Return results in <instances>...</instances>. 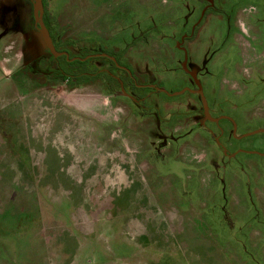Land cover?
<instances>
[{
	"label": "rangeland",
	"instance_id": "obj_1",
	"mask_svg": "<svg viewBox=\"0 0 264 264\" xmlns=\"http://www.w3.org/2000/svg\"><path fill=\"white\" fill-rule=\"evenodd\" d=\"M46 5L132 71L0 0V264H264V0Z\"/></svg>",
	"mask_w": 264,
	"mask_h": 264
},
{
	"label": "water",
	"instance_id": "obj_2",
	"mask_svg": "<svg viewBox=\"0 0 264 264\" xmlns=\"http://www.w3.org/2000/svg\"><path fill=\"white\" fill-rule=\"evenodd\" d=\"M32 5H33V16H34V20H35V25H36V27L38 28V30H39V32L41 34V37L43 39V43H44L45 47L48 49V51L51 53L52 56L58 57V56H61V55H66L68 60L79 59V60H82V61H84V60H86L88 58H92V57H99V56L100 57H107V58H110L111 60L115 61L116 65L118 67L124 68V69L129 71V69H127L125 66L120 65L117 62L115 56H112V55H110V54H108L106 52L88 54L85 57L76 56V57L70 58L68 52L58 50L56 45H55V43H54L53 37L51 35V32H50V30H49V28H48V26H47V24H46V22L44 20V12H45L44 0H32ZM183 66H184L185 70H187V72L193 77L194 82H195V84L197 86L196 89L185 87V88H183L181 90L175 91L173 93H169L163 87L156 86L154 84H147V86H151V87L155 88V90H158V91L166 92L169 95H180V94H182V93H184L186 91L199 93L200 98H201V102H202V106H203L204 120H210V121L218 123L220 119H224V118L229 119V120L232 121V123L234 125V132H235L236 127H237V123H236V121L233 118H231V117H229L227 115H221L219 117H214V116L211 115V113L209 111L208 101H207V99H206V97L204 95V92H203L202 88H201V83H200L199 79L197 78V75L195 74V72L193 70H189L188 67H187V56L185 57V61L183 62ZM117 78L121 82V88H122L123 92L127 96H129L130 98H134L131 94L126 92L123 81L119 77H117ZM260 132H264V128H259V129L247 132L245 134H242L239 137L250 136V135H253V134H256V133H260ZM221 146H222L223 152L226 153L227 149L225 148V146L224 145H221ZM233 154H235V153H233Z\"/></svg>",
	"mask_w": 264,
	"mask_h": 264
},
{
	"label": "trees",
	"instance_id": "obj_3",
	"mask_svg": "<svg viewBox=\"0 0 264 264\" xmlns=\"http://www.w3.org/2000/svg\"><path fill=\"white\" fill-rule=\"evenodd\" d=\"M44 5H45V12H44V20H45V22H47V26H48V28H49V30H50V32H51V35H52V29H51V25L52 24H50V23H52L51 21H50V17H51V14H50V11L47 9V5H46V0H44ZM53 36V35H52ZM57 47V46H56ZM57 49H58V47H57ZM59 50V49H58ZM60 51H63V50H60ZM105 52L106 53H108V54H110V55H112V56H115V58H116V60H117V62L118 63H120V59L122 58V56L124 55V52H125V50H114V49H106L105 50ZM88 55V54H87ZM87 55H85V56H87ZM85 56H83V57H85ZM70 58H73V57H76V56H69ZM80 57V56H79ZM110 59V58H109ZM61 60H64L67 64H85L86 62H82V60H79V59H74V60H68L67 59V57H66V55H61V56H58V57H56V61H61ZM110 61L113 63V64H115L116 65V62L115 61H113V60H111L110 59ZM121 65V64H120ZM123 66V65H122ZM126 67V66H125ZM127 69H130V67L128 68V67H126ZM131 71H132V69H130ZM64 71L65 70H60V71H58V74L60 75V76H62V77H64L65 75H64ZM128 71V70H127ZM129 72V71H128ZM105 74L108 76V77H110L111 79H113V80H116L111 74H109L108 72H105ZM84 76V75H83ZM84 77H89L87 74L84 76ZM130 77H132L130 74H129V77H128V79H130ZM126 85H127V82L126 81H124V86L126 87Z\"/></svg>",
	"mask_w": 264,
	"mask_h": 264
},
{
	"label": "flooded vegetation",
	"instance_id": "obj_4",
	"mask_svg": "<svg viewBox=\"0 0 264 264\" xmlns=\"http://www.w3.org/2000/svg\"><path fill=\"white\" fill-rule=\"evenodd\" d=\"M156 86H159V85H156ZM196 88H197V87H196ZM196 88H195V89H196ZM193 93H197V92H193ZM197 94H199V93H197ZM208 106H209V104H208ZM209 111H210V107H209ZM210 113H211V112H210ZM211 115H212V114H211ZM214 117H215V116H214ZM216 117H219V116H216ZM224 119H226V118H224ZM220 120H222V119H220ZM220 120H219V121H220ZM228 120H229V119H228ZM209 121H210V120H209ZM230 121H231V120H230ZM211 122H213V121H211ZM215 123H216V122H215ZM260 133H261V132H260ZM263 133H264V132H263Z\"/></svg>",
	"mask_w": 264,
	"mask_h": 264
}]
</instances>
